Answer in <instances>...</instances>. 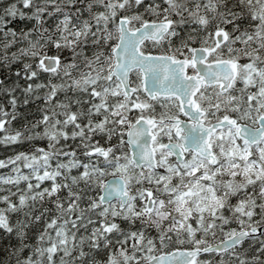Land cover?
Returning <instances> with one entry per match:
<instances>
[{"label": "snow or ice", "instance_id": "1", "mask_svg": "<svg viewBox=\"0 0 264 264\" xmlns=\"http://www.w3.org/2000/svg\"><path fill=\"white\" fill-rule=\"evenodd\" d=\"M0 148V264H264V0H0Z\"/></svg>", "mask_w": 264, "mask_h": 264}, {"label": "trees", "instance_id": "2", "mask_svg": "<svg viewBox=\"0 0 264 264\" xmlns=\"http://www.w3.org/2000/svg\"><path fill=\"white\" fill-rule=\"evenodd\" d=\"M15 26V25H13ZM16 67H19L18 65ZM13 153L9 149L0 148V158H3L4 155H12ZM218 241V240H217ZM214 241V242H217Z\"/></svg>", "mask_w": 264, "mask_h": 264}]
</instances>
